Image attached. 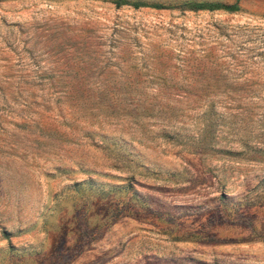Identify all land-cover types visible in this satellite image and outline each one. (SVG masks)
<instances>
[{
    "label": "rangeland",
    "instance_id": "rangeland-1",
    "mask_svg": "<svg viewBox=\"0 0 264 264\" xmlns=\"http://www.w3.org/2000/svg\"><path fill=\"white\" fill-rule=\"evenodd\" d=\"M124 1L0 0V264H264V0Z\"/></svg>",
    "mask_w": 264,
    "mask_h": 264
},
{
    "label": "trees",
    "instance_id": "trees-1",
    "mask_svg": "<svg viewBox=\"0 0 264 264\" xmlns=\"http://www.w3.org/2000/svg\"><path fill=\"white\" fill-rule=\"evenodd\" d=\"M125 1L124 0H114V3L116 4V6H120L121 4H123ZM135 8L136 7H141V6H147V4L145 3H133L132 4ZM154 7H160V5H153ZM187 6L190 9H194V10H198V9H225L228 11H236L239 9L237 4H232V5H223V4H208V3H187Z\"/></svg>",
    "mask_w": 264,
    "mask_h": 264
}]
</instances>
